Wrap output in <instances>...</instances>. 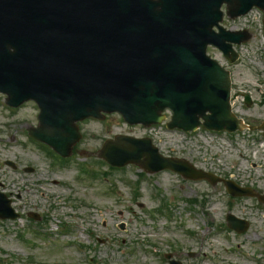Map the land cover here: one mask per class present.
<instances>
[{
  "label": "rangeland",
  "instance_id": "1",
  "mask_svg": "<svg viewBox=\"0 0 264 264\" xmlns=\"http://www.w3.org/2000/svg\"><path fill=\"white\" fill-rule=\"evenodd\" d=\"M263 16L259 9L235 19L225 15L226 28L251 36L235 45L240 58L233 64L226 63L217 49L208 51L231 70L233 92L252 96L253 105L238 96L233 106L255 125L264 123ZM38 113L34 102L7 106L0 93V190L20 213L14 219H0V264H91V256L93 264H168L164 257L168 252L183 264H264L263 201L232 200L222 184L187 181L170 170L150 174L135 164L109 168L98 157L106 138L116 134L155 138L117 113L86 120L79 150L69 163L54 165L28 138V129L38 124ZM204 134V141L192 138V144L170 140L178 144H169L175 146L170 152L264 194L262 131L234 135L239 143L231 148L214 132ZM82 166L87 171H81ZM24 167L34 171L25 172ZM229 212L248 219L250 228L236 233L226 227ZM33 213L40 217L41 235L34 233L39 223L30 216ZM67 229L73 234H66ZM84 244L89 248L82 249Z\"/></svg>",
  "mask_w": 264,
  "mask_h": 264
},
{
  "label": "water",
  "instance_id": "2",
  "mask_svg": "<svg viewBox=\"0 0 264 264\" xmlns=\"http://www.w3.org/2000/svg\"><path fill=\"white\" fill-rule=\"evenodd\" d=\"M18 2L13 29L3 39L7 25L0 24V89L11 104L35 99L45 128L52 115L68 116L64 128L39 129L38 138L63 147L70 134L71 140L78 138L76 120L118 110L131 123L150 124L164 118L161 111L166 107L175 110L170 126L231 132L243 128L231 109L229 72L205 52L207 44L215 42L211 27L221 19L222 3L236 17L253 5L264 8V0ZM160 24L168 26L163 40L156 47L141 44L140 34L146 37V28L157 26L159 35ZM225 39L240 42L243 35L228 32ZM223 48L236 57L230 45ZM13 69H24V76H15ZM75 70L84 73L79 81L72 77ZM100 156L116 165L134 162L151 172L171 168L192 178L211 177L182 159L161 156L149 139L117 136L105 142Z\"/></svg>",
  "mask_w": 264,
  "mask_h": 264
},
{
  "label": "bare ground",
  "instance_id": "3",
  "mask_svg": "<svg viewBox=\"0 0 264 264\" xmlns=\"http://www.w3.org/2000/svg\"><path fill=\"white\" fill-rule=\"evenodd\" d=\"M6 0H0V24H4V25H7V27H4V32H3V35H2V38L3 39L5 36H8L7 34L10 33V29H13V21L10 20V8L7 6ZM9 1V0H7ZM9 22V23H8ZM165 23V22H164ZM167 27L168 26H164L162 24H160L158 26V28L161 30L160 34L158 35L157 33V26H155L154 30H150L149 28H146V37L141 35V44L143 45H146L148 47H156V43H159L160 41H162L163 39V30L164 31H167ZM138 31H134L133 34L137 37V33ZM139 46L136 45V48H138ZM95 66L94 68H96L98 66V64L96 65H93ZM24 69L23 70H16V69H13V74L17 77H23L24 75H21L23 73ZM12 70H10V74ZM72 77L76 80H80L82 77H84V73L80 70H75L72 72ZM47 90V88H46ZM46 90H42L43 93L46 95Z\"/></svg>",
  "mask_w": 264,
  "mask_h": 264
}]
</instances>
